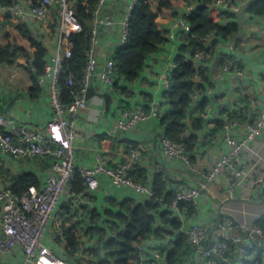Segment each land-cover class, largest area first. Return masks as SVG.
Returning a JSON list of instances; mask_svg holds the SVG:
<instances>
[{
    "label": "built area",
    "instance_id": "obj_1",
    "mask_svg": "<svg viewBox=\"0 0 264 264\" xmlns=\"http://www.w3.org/2000/svg\"><path fill=\"white\" fill-rule=\"evenodd\" d=\"M109 1L97 0L93 7V22L83 80L68 104L62 101L61 96L60 77L64 71L63 59L72 56L75 49L74 42L70 39L71 33L82 30V24L75 16L72 0H38V3L34 5L31 0H28V4L17 3L5 8L9 14L27 23L30 18H33L49 25L50 14L56 7L59 22L57 49L52 54L47 55L46 53L44 71L37 75V83L46 88L48 92L54 110L53 117L41 129L19 124L12 117L0 114V149L4 153L21 160L48 158L51 163L50 172L40 186L29 185L22 193H16L9 185H0V264H12L19 252L23 260L17 264H81L76 258L65 253L63 243L59 250L53 248L48 241L57 238L63 231L60 227L63 219L62 204L71 202L73 208H80L84 204L91 208L95 207L92 197L95 196L99 187V174H104L136 195L140 201L154 194L150 184L137 181L129 175V170L141 160L147 150V144L143 140H137L136 144L129 148L125 159L114 166L107 164L102 152L95 155V161L91 166H78L75 162V144L83 138V134L75 127V118L88 108L92 78L96 76L102 85V90H109L115 95L120 94L115 92V84L117 82L124 84L123 80L117 79L114 50L101 61L96 53V46L100 41L101 31L113 28H118L120 34L116 47L127 42L130 12L136 0L128 4L127 11L119 17L103 12ZM196 4L197 0L183 2L179 15L173 19L168 29L163 31L165 39L159 44V48L173 43L178 50L183 40L182 36L191 29L187 17L191 15ZM240 4L233 6L229 0H215L212 6L218 11L238 12L242 7ZM236 46L235 40L219 41L217 48L213 51L214 58L211 61L208 60L209 54L202 51L187 54L185 60L189 61L195 69L206 66L210 70V66L216 63L217 58L222 54L235 55ZM154 52L147 55L143 69H151L148 56ZM175 55L170 60L169 67L160 71L154 82L160 85L161 96L155 93L153 83L155 91L147 92L139 105L127 106L126 98L123 99L117 106V116L112 121L111 127L107 129V134L115 135L118 131L135 128L151 119L159 121L164 116L168 109L164 92L170 86V71L176 66ZM221 67L224 73L232 72L238 77L245 75V70L237 65L230 67L224 63ZM194 79L200 80V75L197 73ZM65 82L67 85H72L74 83L73 74H70ZM211 92V87H209L206 94L210 96ZM261 94L264 97V87ZM198 97L199 95H195L196 99ZM207 109L201 115L206 125L214 126L216 119L212 118L213 116ZM237 110V105L230 106L217 118L222 120L223 125L216 132V139H222L228 152L212 161L203 183L179 186L174 191V197L169 204L174 214L179 213L181 202H191L196 205L203 190L207 189L218 176L228 174L237 181L244 178L246 171L242 161L243 151L249 147L250 142L264 132V110L258 116L242 122L245 130L240 136L235 133V129L241 124V120L234 116V111ZM158 146L161 155L165 158H179L186 162L189 160L185 144L181 141L161 136ZM77 172L81 173L85 188L75 193L71 184ZM160 200L163 201L164 198L160 197ZM177 216L181 219L180 215ZM77 218L81 217L71 215V220L75 221ZM237 228L239 225L236 221L226 219L218 223L215 235L211 237L200 223H187L182 220L179 232L186 236L192 246H195L201 258L200 264H223L228 251L234 249L243 258L255 250L259 240L264 237V229L257 224L249 227L246 233H237ZM150 260V264L166 263L165 255L159 248L153 251Z\"/></svg>",
    "mask_w": 264,
    "mask_h": 264
},
{
    "label": "crops",
    "instance_id": "obj_2",
    "mask_svg": "<svg viewBox=\"0 0 264 264\" xmlns=\"http://www.w3.org/2000/svg\"><path fill=\"white\" fill-rule=\"evenodd\" d=\"M133 0H110L103 12L110 16L119 17L127 11V6ZM17 3H27L28 0H17ZM183 1L176 7V14L160 19L162 31H166L182 10ZM49 25L40 20L30 18L28 25L32 34L40 39L47 55L57 49L58 40V8H53ZM118 28L101 31L100 41L96 46V53L100 60L106 59L119 42ZM236 46L234 58L240 61L245 75L238 77L232 72L224 73L219 62L210 66L212 82L209 103L206 108L213 119H217L222 111L230 106L237 105L241 124L235 129L236 135L244 133L242 122L258 116L264 110V97L261 94L264 87V14L253 15L244 10L243 35ZM177 46L173 43L157 49L148 56L151 69H142L139 78L130 84L131 94H112L109 105L104 97L105 91L98 78L91 80L92 93L89 94L88 108L75 118V127L83 134V138L76 141L75 162L78 166H91L95 155L104 153L108 165L114 166L125 159L129 148L137 140L147 144V150L141 160L131 169L135 171L140 181L152 184L156 172L162 170L168 176L167 186L175 191L183 185H200L206 179L212 161L219 155L228 152L222 139H216L214 126L206 125L198 131V146L191 152L188 162L179 158H165L161 155L158 141L162 128L156 119H151L141 125L118 131L115 135L106 133L112 121L117 116L118 104L126 100L127 106L139 105L146 93L155 91L161 96L160 85L156 82L157 74L170 65ZM32 68L26 57L18 56L11 63L0 62V114L12 117L19 124L33 128L45 127L53 117V107L50 103L46 88L41 87L38 95L32 96ZM154 83V88H153ZM166 104V103H165ZM206 110V109H205ZM243 166L246 174L242 180H235L228 174H222L203 190L198 203L191 211L188 207L179 209L178 215L184 222H198L207 229L209 235H215L219 222L233 219L239 225L237 233H246L247 229L258 221L264 222V132L257 136L249 147L243 151ZM51 163L48 158L15 159L0 149V185H9L13 176L22 172L37 174L40 183L50 172ZM99 187L93 197L94 206L103 209L118 211V205L112 204L109 199L120 202L127 197L140 201L136 195L115 183L104 174H99ZM138 178V177H137ZM138 181V180H137ZM68 202H65V204ZM103 219H110L105 213ZM109 229L110 234H114ZM150 237L138 244L139 254L132 256L135 264H150V258L156 248L167 250L170 248L169 239ZM49 244L61 250V241L58 238L50 239ZM223 264H243V260H264V238L260 239L255 250L241 258L235 250L227 253ZM23 260L20 252L12 264ZM201 258L195 246L189 245L179 264H200ZM10 264V263H7ZM167 264V262L165 263Z\"/></svg>",
    "mask_w": 264,
    "mask_h": 264
},
{
    "label": "trees",
    "instance_id": "obj_3",
    "mask_svg": "<svg viewBox=\"0 0 264 264\" xmlns=\"http://www.w3.org/2000/svg\"><path fill=\"white\" fill-rule=\"evenodd\" d=\"M96 1L72 0L75 16L81 22L82 30L71 33L70 39L74 42L75 49L72 56L63 59L64 71L60 77V86L62 101L65 104L72 101L74 92L83 80L93 22L92 10ZM180 1L190 0L135 1L130 12L127 42L114 49L117 79L124 81V84L118 82L115 84L116 93L131 94L129 86L139 78L147 55L156 51L165 39L159 20L174 16ZM214 1L197 0L195 9L187 17L191 29L182 36L183 40L178 46L174 58L176 66L169 74L170 86L164 92L168 109L159 120L162 128L160 136L183 142L189 158L191 152L198 146V131L203 128V122L205 123L201 113L205 111L210 101L206 90L212 86V82L208 67L195 69L185 60V56L202 51L209 54L208 60L211 61L219 41L235 40L238 45L241 39L237 34V12L218 11L212 6ZM229 2L233 6L242 2L240 5L245 6V11L250 14H264V0H229ZM31 3L37 4L38 0H31ZM16 4L17 0H0V62L11 63L18 56L26 57L33 69L32 96H36L41 91V86L37 83V75L44 71L47 49L44 43L32 34L26 21L5 10ZM234 56V54H222L216 61L220 64L226 63L230 67L234 65L242 67ZM197 73L200 75V80L194 79ZM70 74H73L74 83L67 85L65 80ZM90 88L89 94L92 93ZM111 95V91L105 90L107 106L112 98ZM195 95L199 97L196 99ZM238 111H234L235 117H239ZM222 125V120L216 119L213 137ZM135 144L136 142L131 146ZM129 175L140 181L139 177L142 174L137 176L135 171L130 169ZM167 181L168 176L160 170L154 175L151 184L154 194L150 198L137 201L127 197L120 202L109 199L112 204L118 205L116 212L109 209L101 211V208L96 206L91 208L86 204L81 205L80 208H73L71 202L62 204L63 219L60 227L63 231L57 238L63 243L65 253L76 258L81 264H135L131 258L138 244L150 237L172 236L169 239L170 248L162 252L167 264H179L191 244L186 236L179 232L182 220L169 208L174 191L168 188ZM29 185L40 186L37 174L19 173L13 176L9 184L16 193H22ZM71 185L75 193L85 188L80 172L76 173ZM160 197L164 200L161 201ZM179 207V209L188 207L192 211L194 204L181 202ZM104 213L110 219H103ZM71 215H78L81 218L73 221ZM256 224L264 229L263 221H258ZM109 229H113L114 234H110ZM243 264H264V260L261 258L256 261L243 260Z\"/></svg>",
    "mask_w": 264,
    "mask_h": 264
},
{
    "label": "water",
    "instance_id": "obj_4",
    "mask_svg": "<svg viewBox=\"0 0 264 264\" xmlns=\"http://www.w3.org/2000/svg\"><path fill=\"white\" fill-rule=\"evenodd\" d=\"M244 10H245V6H242L237 12V18H236V21H237V24H238V32H237V34L239 36L243 35ZM139 249H140V247L137 246L136 250H135V254L136 255L139 254Z\"/></svg>",
    "mask_w": 264,
    "mask_h": 264
}]
</instances>
